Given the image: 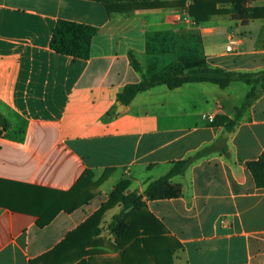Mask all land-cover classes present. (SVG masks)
I'll list each match as a JSON object with an SVG mask.
<instances>
[{
    "label": "crops",
    "instance_id": "1",
    "mask_svg": "<svg viewBox=\"0 0 264 264\" xmlns=\"http://www.w3.org/2000/svg\"><path fill=\"white\" fill-rule=\"evenodd\" d=\"M194 1L0 0V115L8 123L0 126V264H154L150 239L146 249L145 236L119 240L109 229L121 202L106 210L77 261L79 237L46 255L107 204L120 181L143 194L173 162L212 145L172 179L182 197L146 201L143 216L154 215L182 245L173 264H264V188L246 166L264 151V94L231 130L226 122L251 89L243 82L159 85L129 105L118 101L127 85L162 78L179 62L264 70V20L243 25L216 15L197 24ZM59 20L97 28L89 59L51 49ZM223 20L247 29L244 37L227 34V43L230 34L242 42L239 54L218 47Z\"/></svg>",
    "mask_w": 264,
    "mask_h": 264
},
{
    "label": "trees",
    "instance_id": "2",
    "mask_svg": "<svg viewBox=\"0 0 264 264\" xmlns=\"http://www.w3.org/2000/svg\"><path fill=\"white\" fill-rule=\"evenodd\" d=\"M255 1L195 0L190 6L189 14L197 24L207 22L216 15H230L234 21H240L243 25H248L252 20L264 19V6L254 7ZM218 5H229L230 7L218 8ZM96 34V27L67 20H59L50 46L57 54L71 56L76 59H89L92 41ZM133 65L136 71H143L137 61L133 60ZM234 82L246 83L251 89L247 94L245 103L238 109L236 119L226 122V127L231 130L236 126L238 119L250 104L264 94V70L259 72H235L220 67L209 66L205 63L188 66L183 62H179L171 73L162 78L152 80L143 76L140 82L127 85L118 95V101L123 105H129L138 94L159 85H166L170 89H176L188 83H212L225 89ZM260 84L262 88L258 90V85ZM7 125L6 120L0 115V126L5 127ZM215 148V145L208 146L186 159L173 162L169 173L159 179L148 182V186L143 194L128 191L130 187L129 180L120 181L111 193L109 202L104 204L79 229L71 232L63 244L46 255V257L57 254L71 239L79 237L82 242L80 245L78 244L81 253L76 254L74 259H72V262L77 261L81 258V255L86 253L85 247L88 246L92 238L100 234L99 223L106 210L121 202L123 208L113 218L109 229L116 234L119 240L121 238L127 239V233L129 232L136 233L137 239L142 235L145 236L146 238H142L141 241L146 242L147 249L150 239L154 264H173L174 253L178 249H181L182 245L176 240L164 236V225L154 215H149V218H147V215H145L146 217L143 216V212L147 208L146 201L178 199L182 197V187L174 184L172 179L175 176L184 174L191 165L211 154ZM227 151L225 148L222 150L225 154H227ZM246 166L253 175L256 186L264 188V151L258 159L246 162ZM159 243L162 246L163 243H166V252L162 251L160 253ZM120 245L122 246V243Z\"/></svg>",
    "mask_w": 264,
    "mask_h": 264
},
{
    "label": "rangeland",
    "instance_id": "3",
    "mask_svg": "<svg viewBox=\"0 0 264 264\" xmlns=\"http://www.w3.org/2000/svg\"><path fill=\"white\" fill-rule=\"evenodd\" d=\"M254 7L256 5H253ZM257 20H264V19H255V20H252L253 23L252 24H263L262 21H257ZM223 24H226L227 27H223L222 28V33L219 34V36H217V44H218V47H223L225 48L226 44H227V34L229 33H235V34H242L243 37L247 35V29L245 28H241L239 29V31H237V26L236 24H241V23H236L234 21H231V20H223ZM244 51V50H243ZM231 54V53H230ZM233 54V53H232ZM239 84H242V82H238ZM262 88V85H258V90H261Z\"/></svg>",
    "mask_w": 264,
    "mask_h": 264
},
{
    "label": "built area",
    "instance_id": "4",
    "mask_svg": "<svg viewBox=\"0 0 264 264\" xmlns=\"http://www.w3.org/2000/svg\"><path fill=\"white\" fill-rule=\"evenodd\" d=\"M242 49H243L242 42L237 38V36L230 34L228 37V43H227V46L225 48V52L226 53L239 54L242 51ZM208 120L210 123H212L214 121V117L209 116ZM225 222H226V219L223 218L221 220V223L225 224Z\"/></svg>",
    "mask_w": 264,
    "mask_h": 264
}]
</instances>
